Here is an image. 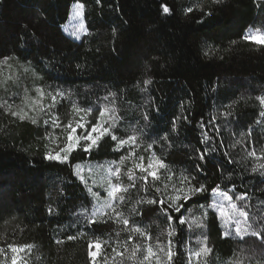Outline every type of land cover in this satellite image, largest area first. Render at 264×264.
Instances as JSON below:
<instances>
[{"label":"trees","instance_id":"trees-1","mask_svg":"<svg viewBox=\"0 0 264 264\" xmlns=\"http://www.w3.org/2000/svg\"><path fill=\"white\" fill-rule=\"evenodd\" d=\"M161 2L0 0V62L7 59V64L0 63V81L16 70L15 83L9 82L6 90L0 86V105L14 101L13 110L23 115L25 89L29 97L38 87L46 92L63 91L66 98L56 109L62 125L76 114L73 104L92 106L93 112L87 116L91 120L99 115L98 108L107 106L119 117L113 129L118 137L137 136L135 151L145 162L150 155L145 149L153 144L152 151L171 164L177 175L187 171L195 174V150L205 147L199 142L200 133L208 131L213 139L207 146H215L217 151L212 159L200 162L207 170L198 179L210 186L227 185L224 190L233 195L237 207L246 205L253 228L264 231L259 222L264 216V168H260L264 164V117L259 113L264 108L257 100L264 95V47L242 39L249 28L264 31V1L167 0L174 5L171 15L162 14ZM73 3L85 5L83 21L89 33L78 40L62 30ZM196 5L211 13L203 17V25L197 23L201 12L184 14L185 7ZM26 68L29 71L25 72ZM147 78L153 83L142 91V81ZM145 111L147 121L142 118ZM227 112L231 115H221ZM177 115L188 116V121L181 119L172 132L171 121ZM213 117L214 128H199L201 118L207 125ZM45 118L38 117L40 122L34 125L30 119L20 120L0 108V248L6 253L10 252L9 244L33 245L31 252L20 254L23 263L92 264L88 245L98 239L105 243L97 264H105V256L106 264H140L149 244L156 253L151 264H168L165 253L171 239L175 252L171 264H189V253L199 250L198 241L206 235L213 253L200 261L192 256L191 264H204L205 260L207 264H228L237 258H242L243 264H256L264 260V246L255 237L247 236L246 243L224 239L219 220L211 211L205 227L182 226L171 237L168 233L172 229L163 215L156 213L139 224L151 239L129 233L107 217H98L96 225H88L85 210L90 216L99 205L76 169L114 168L111 162L125 155L126 149L114 152L115 142L104 136L90 155L75 151L65 163L47 160L45 151L54 154L64 147L67 130L49 127L52 135L45 138ZM153 130L168 135L169 142L163 147L153 143L159 139ZM229 160L234 163L229 164ZM132 167L133 161L128 160L121 170ZM254 167L259 170L253 172ZM121 181L127 184V176ZM112 182H116L114 178ZM245 192V201L235 200ZM208 195L207 202L199 197V203L189 202L184 212L189 223L202 219L200 205L210 202V191ZM139 196L150 198L148 193L133 191L127 206L117 210L128 216ZM49 208L54 210L51 215ZM69 235L77 238L69 240ZM136 244L142 247L132 257ZM113 248L123 255H116Z\"/></svg>","mask_w":264,"mask_h":264},{"label":"snow or ice","instance_id":"snow-or-ice-1","mask_svg":"<svg viewBox=\"0 0 264 264\" xmlns=\"http://www.w3.org/2000/svg\"><path fill=\"white\" fill-rule=\"evenodd\" d=\"M97 3H100V0H96ZM220 0H213V3H219ZM85 5L83 3H77L75 5V15L74 18H79L82 15V10ZM160 10L164 15H171L174 12V5H170L167 0H162L160 3ZM184 14H192L194 11L201 12V18L197 20V23L204 24V16L210 15V11L206 12L199 5L188 6L183 9ZM83 32L85 35L89 34L85 24L81 21L73 31V36L77 39L80 38V33ZM113 35H115V29H113ZM245 41L249 43L264 47V32H257L255 34H246L242 37ZM206 56L208 52L204 53ZM7 64V59L0 62ZM79 67V65H78ZM29 69H25V72ZM9 82L15 83L13 77L9 76L7 79L0 81V86L4 87L5 90L7 87L11 86ZM153 83L151 78L144 79L142 81L143 88L142 91L147 90V86ZM139 87V84L137 85ZM110 96L115 97V93H110ZM49 98V103L45 104V98ZM59 97V99H58ZM65 93L63 91H54L46 92L43 88L35 89V96L29 97L28 90H24V95L21 98V103L25 104L29 111L36 113V116H29L28 112H23V115L20 112L13 110V103L5 101L3 105H0V108H3L5 112H8L11 116L18 117L20 120L30 119L31 123L36 125L40 122L38 117H47L43 119V124L45 127V132L47 136L45 138H50L51 133H48V128L57 129L63 127L67 130L66 143L64 147H61L59 151H56L54 154L52 151H45L44 158L47 160H56L61 163L69 161L71 155L75 151H83L85 154L90 155L94 148L99 147V141L104 136H109L112 141L115 142L113 151L120 153L121 150L126 149V154L121 155L119 160H113L111 162L115 167H109L107 169L108 176L106 177L107 188H106V198L101 196V193L93 191L91 187H88L87 190L91 196L100 201L103 199V204L99 207H95L91 215H88L87 210H85L84 215L87 218L88 225H96L97 218L107 217L108 220H112L115 223L122 224L123 230L128 231L129 233H135L137 236L146 237L151 239L147 235L145 230L139 226L142 223L143 218H147L153 213L162 214L167 226L172 229L168 233V236L171 237L177 228H182V226H187L189 229H199L205 227L204 221L207 220L209 211H211L214 217H218L220 223L223 225L224 231L221 233L224 239H229L233 235L237 237L240 241L247 242L246 237L250 234L252 237H255L260 241L261 246H264V231H258L253 228V224L249 223V214L245 210L246 205L238 208L237 204L233 200V195L229 194L227 185H224L223 188L221 185L210 186L206 182L201 183L198 179L201 172L206 171L204 164L200 163L201 161H207L213 158L212 154L217 151V147H208L209 141L213 139L209 135L208 131L200 133L199 142L205 145L204 150L201 151L199 148L195 150L196 164H195V174L192 171H187V174L180 173L177 175V171L171 166V164L166 163L164 159L156 154L155 151H152L153 144H148L145 151L150 152V155L145 162V157L142 155H137L135 148L137 145L138 137L135 135H128L126 138L118 137L113 129L116 128V123L119 120L118 116L113 114V111L107 106L103 108H98L99 115L96 117V122L91 123L85 118L92 114L93 107H79L75 104L72 105L73 110L83 115L79 120L74 121L75 127H73V121H69L67 124L62 125L60 116L56 111L57 106L61 104V101L64 100ZM105 100H109V97H104ZM259 104L264 108V95L257 97ZM110 101V103H113ZM18 107V106H17ZM183 107V105H181ZM221 115L227 117L231 113H222ZM260 116L264 117V110L260 111ZM144 120H149L148 112L145 111L142 114ZM183 119L188 121V116L177 115L174 116L171 121V131L175 132L177 130L178 123ZM216 118L213 117L207 122V125L201 118L199 123V128L204 129L209 127V129L215 127ZM259 122V121H257ZM107 125V126H106ZM216 131H219L217 128ZM154 135H157L159 139L153 143H160L163 147L165 142H169L168 135H160L158 131L153 130ZM79 133V135L77 134ZM250 135V133H249ZM235 145H233L234 147ZM63 153V155H61ZM228 153H222V156H227ZM250 155L255 156V152L250 153ZM128 160L133 161V167L122 172L121 165H124ZM229 164L234 163V161L229 160ZM221 167H224L221 165ZM260 168H264V164L260 165ZM227 170V169H225ZM259 169L253 168V172H257ZM127 176V184L122 183L121 177ZM264 175V172L261 173ZM83 181V177H80ZM113 178L115 183L112 182ZM207 178H205L206 180ZM85 185L87 186L86 182ZM135 191L137 194L140 192L150 194V198L146 196H139L135 200L133 206L129 210L128 216H125L124 212L118 211L117 209L121 206H127V197ZM209 191L214 196L222 197V201H211L206 204H201L200 207L204 209L202 212V219L194 218L191 223H189L184 218V212L188 210L189 202L199 203V200L196 198L199 197L204 201H209ZM261 192L264 193V189H261ZM247 199V193H242L239 196L235 197V200L245 201ZM224 201L227 202V207L225 206ZM149 205L151 207L144 208L142 206ZM49 214L51 215L54 210L52 208L48 209ZM111 213V214H110ZM130 217L132 218L130 220ZM135 217H140V220L135 219ZM264 225V216L260 217L259 221ZM234 229V231H233ZM252 229L251 232L249 230ZM119 235V233H117ZM77 237L69 235V240H75ZM133 237L130 234L128 239L131 240ZM208 237L203 236L202 241H198L201 244L199 250L189 253V264H191L192 256H195L198 261L201 257H207L213 253V248H211L208 243ZM63 241H57V243H62ZM100 240L91 241L88 245L89 251L88 256L92 264H97V257L102 254L103 244ZM33 245H8V250L13 254L11 257V264H18L19 261L23 260V257L20 256V253H24L26 250L31 252ZM142 245L136 244L131 256L135 257L136 253L141 250ZM161 252L164 251V248L159 249ZM113 252L116 255L122 256L123 253L117 252L113 248ZM243 252V249H241ZM0 254L6 255V250L0 248ZM167 256L168 264H171L175 252L172 247V240L168 241V249L165 253ZM156 253L153 252L152 246L149 244L145 249V254L143 255V260L140 261V264H151V258L155 256ZM107 262V257L105 256V264ZM0 264L4 262L0 261ZM24 264H27L25 261ZM159 264V261H158ZM204 264H207V261H204ZM228 264H243L242 258H237L235 261H229ZM256 264H264V260L257 261Z\"/></svg>","mask_w":264,"mask_h":264},{"label":"rangeland","instance_id":"rangeland-1","mask_svg":"<svg viewBox=\"0 0 264 264\" xmlns=\"http://www.w3.org/2000/svg\"><path fill=\"white\" fill-rule=\"evenodd\" d=\"M258 1H264V0H258ZM76 4L77 3H73L71 5L70 15H69L68 21L66 22L65 25L62 26L63 32L67 36H69L70 38H72L74 40H78V39L73 36V31L75 30L76 26L81 21L84 23V21H83V13H82L81 17L74 18L75 5ZM261 32H264V31H261ZM255 33H257V32L251 31L250 28L246 32V34H255ZM82 35H84L83 32L80 33V36H82ZM15 71L16 70L14 69L12 73H9L8 77L11 76V77H13V80H15V75H16ZM33 96H35V88H33V95L31 97H33ZM49 102H50L49 98L46 97L44 103L47 104ZM23 107H24V112H28L29 116H32L33 114H35L34 112L29 111V108L25 104H24ZM82 115L83 114H81V113L80 114L76 113V114L71 116V121H73V127L76 126L74 121L79 120ZM85 119L90 121L91 123H95L96 122V120H91V119H88L87 117ZM77 134L79 135V133H77ZM61 155H63V153ZM107 169H104L103 171H99V170H96V169L93 170V169H90V168H86L84 170L78 168V169H76V172L78 173L79 177H83V181L84 182H88L89 187H91L93 189V191L101 193V196L106 198V188H107L106 177L108 176ZM211 201L220 202V201H222V197L214 196V195L211 194L210 202ZM224 203H225V206L227 207V202L224 201ZM102 204H103V199L98 201V205L99 206L102 205ZM219 223H220V221H219ZM220 227H221V230L223 232L224 228H223V225L221 223H220ZM233 231H234V229H233ZM251 231L252 230L250 229L249 232H251ZM248 236H251V235L249 234ZM231 238L238 239L237 237H235V235H233ZM12 255L13 254L11 253V251L10 252L8 251V253H6V255L5 254H1L0 261L4 262V264H11ZM20 256H22V255H20ZM18 264H24L23 260L19 261Z\"/></svg>","mask_w":264,"mask_h":264}]
</instances>
